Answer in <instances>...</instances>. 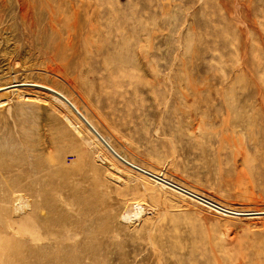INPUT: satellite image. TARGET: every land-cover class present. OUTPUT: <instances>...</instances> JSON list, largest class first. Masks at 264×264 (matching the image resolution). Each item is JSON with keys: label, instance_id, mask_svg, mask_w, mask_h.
<instances>
[{"label": "rangeland", "instance_id": "obj_1", "mask_svg": "<svg viewBox=\"0 0 264 264\" xmlns=\"http://www.w3.org/2000/svg\"><path fill=\"white\" fill-rule=\"evenodd\" d=\"M263 77L264 0H0V264H264Z\"/></svg>", "mask_w": 264, "mask_h": 264}, {"label": "bare ground", "instance_id": "obj_2", "mask_svg": "<svg viewBox=\"0 0 264 264\" xmlns=\"http://www.w3.org/2000/svg\"><path fill=\"white\" fill-rule=\"evenodd\" d=\"M264 78V77H263ZM264 81V80H263ZM22 85H33V86H36V87H40V88H43V89H46V90H48V91H52L54 94H56L57 96H59V97H61L64 101V103H66V105L67 106H69V108H72V110L77 114V116L84 122V124H86L87 126H88V128L90 129V130H92V131H94V133L95 134H97L96 132H98L99 130L96 128V126L91 122V120L81 111V109L78 107V105L72 100V99H70L68 96H66L64 93H62V92H60L59 90H57V89H55V88H52V87H49V86H46V85H42V84H38V83H21ZM11 86H13V85H10V86H8V87H11ZM7 87V86H6ZM15 89V88H14ZM16 90V89H15ZM2 105V103H0V106ZM257 108H258V111H259V113L264 117V85H261V87H260V96H259V99H258V101H257ZM99 133V132H98ZM100 134V133H99ZM102 134V133H101ZM100 134V135H101ZM98 135V134H97ZM103 135V134H102ZM101 135V136H102ZM96 136V135H95ZM104 136V135H103ZM102 136V137H103ZM97 137V136H96ZM99 137V136H98ZM97 137V138H98ZM104 138V137H103ZM105 139V138H104ZM106 140V139H105ZM107 141V140H106ZM103 142V141H102ZM108 142V141H107ZM109 144H111V143H109ZM112 145V144H111ZM114 147V146H113ZM115 150V149H114ZM121 155V154H120ZM124 157V156H123ZM127 161H128V159L126 158V157H124ZM121 160V159H120ZM123 161V160H122ZM128 162H130V161H128ZM131 164H133V162H130ZM134 166H137V165H135V164H133ZM137 167H139V166H137ZM139 168H141V167H139ZM141 169H143V168H141ZM145 170V169H144ZM147 171V170H146ZM148 172H150V171H148ZM150 173H152V172H150ZM152 174H154L155 175V173L153 172ZM156 175H157V173H156ZM157 176H160V178H163V179H166V178H164L162 175H157ZM151 177V176H150ZM151 178H153V179H155L154 177H151ZM156 180V182H159L160 184L162 183L163 184V186L165 185V186H168L166 183H164V182H162V181H159L157 178L155 179ZM167 180V179H166ZM179 186V185H178ZM169 187V186H168ZM173 187V186H172ZM181 187V190H182V186H180ZM174 188H176V187H174ZM185 188H183V190H184ZM183 192V191H182ZM185 192H189V193H191V194H193V195H197V196H200V195H198V194H196V193H194L193 191H190V190H188V189H185ZM184 193V192H183ZM185 195H187V194H185ZM192 195V196H193ZM188 196V195H187ZM189 197H191V196H189ZM194 197V196H193ZM192 197V199H194ZM201 197V196H200ZM202 198H205V197H202ZM201 198V199H202ZM197 200H199L198 198H196ZM205 200H207V199H205ZM197 202H199V201H197ZM201 202V201H200ZM208 203V202H207ZM207 203H205V204H207ZM202 204V203H201ZM213 204H215V206H217V207H219V209L217 208V210L218 211H222L221 209H223V212L222 213H225V214H227V212L226 211H228V210H230V209H228L227 207H225V206H222V205H220V204H217V203H215V202H213ZM207 206V205H206ZM209 207H212V206H210V205H208ZM133 209H134V211H135V215L138 217V216H141V213H142V210H143V205H141V204H139V203H136V204H134V206H133ZM216 210V208H215V211H217ZM217 211V212H218ZM232 212V211H231ZM221 213V212H220ZM257 214V213H256Z\"/></svg>", "mask_w": 264, "mask_h": 264}, {"label": "water", "instance_id": "obj_3", "mask_svg": "<svg viewBox=\"0 0 264 264\" xmlns=\"http://www.w3.org/2000/svg\"><path fill=\"white\" fill-rule=\"evenodd\" d=\"M97 134H98V136H99V138L106 144V146L119 158V159H121V160H123L125 163H127V164H129V165H131L132 167H134V168H136V169H138V170H140V171H142V172H144L145 174H147V175H150V176H152V177H154V178H157V179H160V180H162L163 181V179L162 178H160V177H158V176H156V175H154V174H152V173H150V172H148V171H146V170H144V169H141V168H139V167H137V166H134L133 164H131L130 162H128L124 157H122L119 153H117L111 146H110V144L98 133V132H96ZM165 181V180H164Z\"/></svg>", "mask_w": 264, "mask_h": 264}]
</instances>
